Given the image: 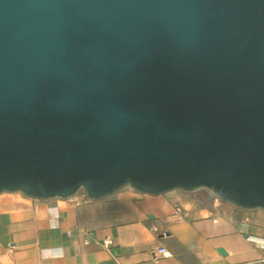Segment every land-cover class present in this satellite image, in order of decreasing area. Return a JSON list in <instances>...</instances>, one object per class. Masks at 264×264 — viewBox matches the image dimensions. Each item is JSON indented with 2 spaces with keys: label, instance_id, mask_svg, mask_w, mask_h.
I'll list each match as a JSON object with an SVG mask.
<instances>
[{
  "label": "water",
  "instance_id": "1",
  "mask_svg": "<svg viewBox=\"0 0 264 264\" xmlns=\"http://www.w3.org/2000/svg\"><path fill=\"white\" fill-rule=\"evenodd\" d=\"M123 187L264 211V0H0V194Z\"/></svg>",
  "mask_w": 264,
  "mask_h": 264
},
{
  "label": "crops",
  "instance_id": "2",
  "mask_svg": "<svg viewBox=\"0 0 264 264\" xmlns=\"http://www.w3.org/2000/svg\"><path fill=\"white\" fill-rule=\"evenodd\" d=\"M198 191L123 187L99 200L1 193L0 264H264V211Z\"/></svg>",
  "mask_w": 264,
  "mask_h": 264
},
{
  "label": "built area",
  "instance_id": "3",
  "mask_svg": "<svg viewBox=\"0 0 264 264\" xmlns=\"http://www.w3.org/2000/svg\"><path fill=\"white\" fill-rule=\"evenodd\" d=\"M110 240L109 239H104L102 244L104 247L108 248L110 246ZM159 252L163 255V256H169V252L167 250H165L164 248H159Z\"/></svg>",
  "mask_w": 264,
  "mask_h": 264
},
{
  "label": "rangeland",
  "instance_id": "4",
  "mask_svg": "<svg viewBox=\"0 0 264 264\" xmlns=\"http://www.w3.org/2000/svg\"><path fill=\"white\" fill-rule=\"evenodd\" d=\"M212 196V195H210L207 191H205V190H199L198 192H197V194H196V196L199 198V199H207L208 197L207 196ZM214 199H216V198H214ZM219 201V200H218ZM222 204H224L223 202H222ZM217 205H219V204H217ZM224 205H226V204H224ZM228 206V205H227Z\"/></svg>",
  "mask_w": 264,
  "mask_h": 264
},
{
  "label": "trees",
  "instance_id": "5",
  "mask_svg": "<svg viewBox=\"0 0 264 264\" xmlns=\"http://www.w3.org/2000/svg\"><path fill=\"white\" fill-rule=\"evenodd\" d=\"M81 193V192H80ZM209 196V195H208ZM211 199H213L214 197L213 196H209Z\"/></svg>",
  "mask_w": 264,
  "mask_h": 264
},
{
  "label": "bare ground",
  "instance_id": "6",
  "mask_svg": "<svg viewBox=\"0 0 264 264\" xmlns=\"http://www.w3.org/2000/svg\"><path fill=\"white\" fill-rule=\"evenodd\" d=\"M218 200V199H217ZM220 201V200H219ZM221 202V201H220Z\"/></svg>",
  "mask_w": 264,
  "mask_h": 264
}]
</instances>
